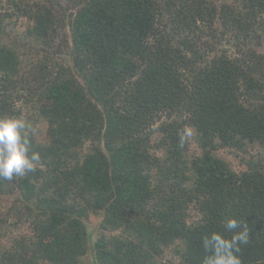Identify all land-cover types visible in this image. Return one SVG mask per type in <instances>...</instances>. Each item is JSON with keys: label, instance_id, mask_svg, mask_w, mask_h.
<instances>
[{"label": "trees", "instance_id": "obj_1", "mask_svg": "<svg viewBox=\"0 0 264 264\" xmlns=\"http://www.w3.org/2000/svg\"><path fill=\"white\" fill-rule=\"evenodd\" d=\"M171 249L264 264V0H0V264Z\"/></svg>", "mask_w": 264, "mask_h": 264}, {"label": "rangeland", "instance_id": "obj_2", "mask_svg": "<svg viewBox=\"0 0 264 264\" xmlns=\"http://www.w3.org/2000/svg\"><path fill=\"white\" fill-rule=\"evenodd\" d=\"M26 22H24V20H21L20 22H18L17 24V29L19 31L25 30V24ZM42 123V127H40L38 129V133H37V137L39 141H43L45 139V133L47 130V123L45 120H41ZM191 155H196V154H201L200 151L197 150V148L195 147V145H192L191 148ZM218 156H220L221 158H223L224 160H226L227 163H229L231 165V167L233 168L234 171L236 172H244L246 171V167L244 166L242 161L241 154H239L237 151L231 150V149H221L218 153ZM244 157H248V156H244ZM91 222H93L94 224H98L101 219L100 218H91ZM109 235V233H108ZM173 249V248H172ZM171 249V251H169L168 256H166L167 258L164 259V261H169L168 263L170 264H180L179 263V259L174 255L173 250ZM90 259L88 261V264H90Z\"/></svg>", "mask_w": 264, "mask_h": 264}]
</instances>
